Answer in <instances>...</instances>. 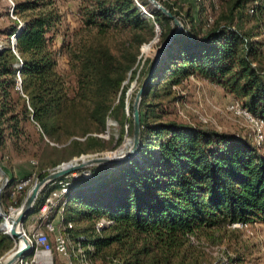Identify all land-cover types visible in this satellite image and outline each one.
<instances>
[{"label": "trees", "instance_id": "1", "mask_svg": "<svg viewBox=\"0 0 264 264\" xmlns=\"http://www.w3.org/2000/svg\"><path fill=\"white\" fill-rule=\"evenodd\" d=\"M77 2L78 28L57 50L53 41L61 15L52 0H14L8 24L0 29L4 214L19 180L11 174V157L35 159V178L41 180L57 156L66 161L108 150L99 136L107 119L120 126L115 146L124 134L131 137L132 101L125 97V76L133 73L138 51L154 37L155 28L160 46L174 30L146 0ZM160 4L182 29L165 47L142 91L136 152L118 164L92 166L47 184L26 216L37 215L58 181L67 183L61 222L71 225L65 233L90 264H210L203 251L190 245L191 237L220 244L231 225L264 224L260 147L237 134L175 120V89L193 77L220 88L264 122V73L257 64L264 45V0H228L226 13L210 20H204L197 5L193 16L192 8L183 10L177 1ZM242 14L253 20L256 34L242 32ZM60 52L67 58L72 85L56 70ZM101 220L105 224L96 229ZM50 221L51 216L45 222ZM39 228L45 232L43 224ZM13 244L0 233V258ZM223 254L211 264L244 262L237 250Z\"/></svg>", "mask_w": 264, "mask_h": 264}, {"label": "rangeland", "instance_id": "2", "mask_svg": "<svg viewBox=\"0 0 264 264\" xmlns=\"http://www.w3.org/2000/svg\"><path fill=\"white\" fill-rule=\"evenodd\" d=\"M52 1L54 2L56 9L61 15V24L57 29L53 41V47L55 50H57L61 42L64 40H70L71 35L78 28V19L76 16L78 2L77 0ZM164 1L165 0H158L157 2L160 4V2ZM171 1H177L178 3H180L183 6V10H185L188 6L192 8L193 16L196 10V5L200 6L203 8L204 20H210L216 19L222 12L226 13V2L228 0H199V2L197 0H169V2ZM197 2L200 5H198ZM13 3L14 0H0V29H3L7 26ZM183 12L184 11H182L181 14H183ZM240 24L242 32H250L251 34H256L257 30L254 28L255 24L249 16L242 14L240 16ZM155 32L156 33L154 37H152V39L147 42L149 44L146 43L141 49V52L138 51L136 63L132 68L133 73H127L125 76V97L127 101L133 100L136 91L143 81L147 68L149 67V63L152 61L157 49L160 46L159 33L157 28H155ZM1 40L2 38L0 37V46L2 42ZM253 40L261 41L262 39L261 37H254ZM117 41L118 40L114 41V43L116 44ZM257 64L260 66L261 70L264 73V45L259 48ZM56 70L60 74V76L67 82V85L69 83H71L72 85L73 79L68 71L67 58L62 52H60V54L57 56ZM175 92L176 96L178 97V101L175 105L176 121L211 128L218 132L237 134L238 136L245 137L246 139H248V141H251L250 136L253 130L251 125L246 124L241 119H238L231 114L223 112V108L226 106V104L235 99L225 94L220 88L201 82L192 77V79L188 78L179 88H176ZM125 128L126 126H123V132L126 130ZM119 130L120 126L116 124L113 119L106 120L105 130L99 136L105 141V143H108L109 149L100 154L113 152L120 145H122L126 139L128 140L129 137L124 134L121 143L118 146L114 145L115 139L118 137ZM262 132L263 141L259 146L260 153H264V128ZM128 145L124 144L125 147H127ZM55 147L59 148L60 146L55 145ZM125 147H122L123 151H125ZM34 149V147L30 146V150ZM65 156L66 154L63 153V157ZM60 158L61 157L57 156V162L53 169L56 167L58 168L62 164H65L73 159L75 160V162H79V159L82 158V156L75 157L66 161L59 160ZM9 164L12 169L11 174L14 177L19 179H29V183L27 185L29 186L28 190L34 183L40 181L35 178V159L26 156L11 157ZM85 169L87 168L81 169L79 170V172L83 174ZM18 210L19 208L17 209L16 213L18 212ZM14 216L15 215L11 217L14 218ZM3 219H5V216L2 218V220ZM54 219L55 217L54 215H52L51 220L54 221ZM38 222L39 220L37 219V215H32L26 219L24 224L21 225L20 223L18 225V230L20 232L23 231L27 236L39 233L41 232V230L37 228ZM229 229L230 231L221 238L220 244H214L204 238L197 239L191 237L189 239L190 245L193 248L203 251L205 263L211 264L216 259H223V251H225L226 253H232L234 252V250H237L240 254H242L244 258V262L242 264H264V224L253 223L248 224L244 227H230ZM3 230H5L7 234V230ZM48 241L50 243L53 242V237L51 234L48 235ZM52 257L55 264H80V257L75 255H71L69 260L59 258L55 256V254Z\"/></svg>", "mask_w": 264, "mask_h": 264}, {"label": "built area", "instance_id": "3", "mask_svg": "<svg viewBox=\"0 0 264 264\" xmlns=\"http://www.w3.org/2000/svg\"><path fill=\"white\" fill-rule=\"evenodd\" d=\"M139 9L142 10L140 6ZM143 11V10H142ZM253 13L252 9L248 10V14L251 15ZM19 25L18 27H20ZM14 36V35H13ZM13 36L10 38V46L13 41ZM192 79V77H189ZM223 112L227 114H231L238 119H241L246 124L251 125L252 127V134L250 136L251 142L256 146L259 147L263 141V128L264 122L261 119H258L250 112H248L238 101L233 100L226 104L223 108ZM204 122V121H203ZM0 176L2 180L0 182V192L2 187L7 182L6 177L2 172H0ZM71 177H76L74 173L70 174ZM29 179H19L18 182L13 186L11 191L9 192V199L11 201V205L7 208V214H4L0 210V218L4 216H13L16 214L18 208L15 207L16 200L22 190L28 185ZM58 187L48 192L45 196L42 204L37 210V219L39 220L40 224L37 228L40 230V225L43 224V228L45 232L35 233L31 236H27L21 231L22 236L27 242L28 245V252L26 256L19 257L16 259L12 264H55L53 262V255L63 258L65 260H69L71 255L78 254L80 257V264H90L86 258L82 255L81 250L78 245L71 246L70 239L68 235L65 233V229H70L71 225H63L62 224V207L65 204V194L67 192V183L58 181ZM54 215V221L45 222L50 216ZM105 224L104 221H99L96 224V229L101 228ZM2 222L0 224V233L6 234L5 230L2 228ZM246 225L234 224L231 225V228H239L244 227ZM52 235L53 242L50 243L48 241V235ZM17 249V245L13 244L12 249L9 253L15 251ZM8 253V254H9ZM73 253V254H72ZM6 254L4 257H6ZM4 257L0 258V264Z\"/></svg>", "mask_w": 264, "mask_h": 264}, {"label": "water", "instance_id": "4", "mask_svg": "<svg viewBox=\"0 0 264 264\" xmlns=\"http://www.w3.org/2000/svg\"><path fill=\"white\" fill-rule=\"evenodd\" d=\"M150 6L161 12L166 18H168L174 27L173 32L167 37L166 41L161 44V46L157 49L150 65L149 72L145 79L142 81L140 87L136 91L132 104H131V137L126 139L122 145H120L116 150L109 153L104 154H94V155H86L82 156L79 159V162H75V160H70L65 164H62L58 168L52 169L45 177H43L40 181L34 183L31 188L26 192V195L23 199V202L18 207L19 210L15 214L14 218L10 220V227L9 232L6 234L8 235L14 242L16 239H20L24 243V247L18 248L8 254L6 257L3 258L1 264H12L16 259L22 256H26L28 252V245L24 237L22 236L21 232L17 230L18 225L20 222L28 215L30 209L36 199L37 195L42 191V189L49 183L54 182L60 178H64L72 173H75L81 169L89 168L92 166H110L114 164H118L124 160L129 159L137 150L138 140H139V114H138V104L140 101V97L146 82L149 80L150 74L152 69L155 67L158 59L160 58L161 54L163 53L165 47L169 43V41L181 31L182 26L180 22L171 15L165 8H163L156 0H146ZM19 29V28H18ZM17 33L13 36V41L11 47L14 45L15 38ZM126 113V110H125ZM128 145L127 147L124 146ZM122 147H125V151L122 150ZM8 218V216H5Z\"/></svg>", "mask_w": 264, "mask_h": 264}, {"label": "bare ground", "instance_id": "5", "mask_svg": "<svg viewBox=\"0 0 264 264\" xmlns=\"http://www.w3.org/2000/svg\"><path fill=\"white\" fill-rule=\"evenodd\" d=\"M13 219V217H9L4 219V222L2 223V228L7 230V233L9 232V227H10V220ZM18 230V227H17ZM18 243V244H17ZM15 244L17 245L18 248H23L24 247V243L20 240V239H16L15 240ZM10 254V253H9Z\"/></svg>", "mask_w": 264, "mask_h": 264}]
</instances>
